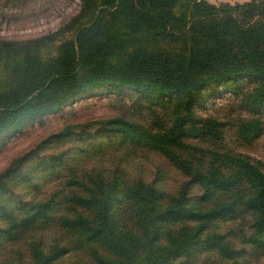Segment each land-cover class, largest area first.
<instances>
[{
	"label": "trees",
	"instance_id": "1",
	"mask_svg": "<svg viewBox=\"0 0 264 264\" xmlns=\"http://www.w3.org/2000/svg\"><path fill=\"white\" fill-rule=\"evenodd\" d=\"M78 6L53 57L33 52L40 40L15 44L26 55L4 64L0 127L91 85L129 88L140 98L105 124L165 162L143 166L158 174L151 180L117 167L105 176L96 162L54 198L30 202L0 229V264H264V164L249 152L264 138V0ZM234 79L250 87L237 83L234 98L199 118L204 86ZM175 173L183 179L169 192Z\"/></svg>",
	"mask_w": 264,
	"mask_h": 264
},
{
	"label": "rangeland",
	"instance_id": "2",
	"mask_svg": "<svg viewBox=\"0 0 264 264\" xmlns=\"http://www.w3.org/2000/svg\"><path fill=\"white\" fill-rule=\"evenodd\" d=\"M78 5L79 0H0V42L7 43L5 47L0 45V50L5 49L0 58V81H9L11 73L4 64L21 61L26 55L21 50L23 46L16 43L40 40V44L32 46L33 52L44 60L53 57L60 36H71L66 27L77 13ZM52 35L55 37L50 38ZM234 81L233 84L210 82L204 86L202 104L197 103L195 109L199 118L216 112L210 106L212 103L234 98L235 91L240 90L237 83L243 91L250 87L242 79ZM0 88L4 87L0 85ZM140 96L129 88L116 93L107 86L91 85L68 96L59 107L35 116H21L14 124L0 127V229L6 228L12 217L20 216L23 209L27 210L30 202L57 196L63 182L73 176L81 177L80 173L96 162L103 167L100 172L105 176L117 167L131 177H150V180L157 177L158 174L145 172L143 166L165 160L154 151L132 145L124 135L105 124L109 116L117 115L116 108L131 105ZM119 98L125 102H117ZM232 134L225 131L223 143H228ZM249 144L251 156L264 164L263 136L257 135ZM170 179L163 186L173 192L183 177L175 173ZM72 260L66 257L56 264H70Z\"/></svg>",
	"mask_w": 264,
	"mask_h": 264
},
{
	"label": "crops",
	"instance_id": "3",
	"mask_svg": "<svg viewBox=\"0 0 264 264\" xmlns=\"http://www.w3.org/2000/svg\"><path fill=\"white\" fill-rule=\"evenodd\" d=\"M210 3H214L216 4L217 2H228V3H236V2H239V3H242V2H245L247 0H206Z\"/></svg>",
	"mask_w": 264,
	"mask_h": 264
}]
</instances>
